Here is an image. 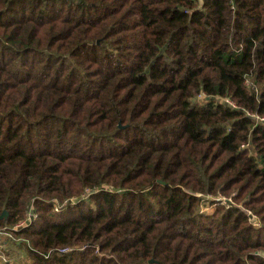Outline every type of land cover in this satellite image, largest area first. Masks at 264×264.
I'll return each mask as SVG.
<instances>
[{"label":"trees","instance_id":"1","mask_svg":"<svg viewBox=\"0 0 264 264\" xmlns=\"http://www.w3.org/2000/svg\"><path fill=\"white\" fill-rule=\"evenodd\" d=\"M262 119L264 0H0V230L33 210L29 264H264Z\"/></svg>","mask_w":264,"mask_h":264},{"label":"rangeland","instance_id":"2","mask_svg":"<svg viewBox=\"0 0 264 264\" xmlns=\"http://www.w3.org/2000/svg\"><path fill=\"white\" fill-rule=\"evenodd\" d=\"M87 193L83 196L86 197ZM79 198H73L71 201L75 202L78 201ZM60 204V203H59ZM211 209L208 208L206 209V212H209ZM33 211V210H32ZM33 217H34V212H32ZM28 218V216L25 217V220ZM11 228H5L3 230H0L1 233L4 235L1 236L0 242H5L6 246V251H5V256L11 260V264H29L30 263V258L27 255V252L25 250V245L23 244H18L12 238L8 237L6 234ZM6 233V234H5Z\"/></svg>","mask_w":264,"mask_h":264},{"label":"built area","instance_id":"3","mask_svg":"<svg viewBox=\"0 0 264 264\" xmlns=\"http://www.w3.org/2000/svg\"><path fill=\"white\" fill-rule=\"evenodd\" d=\"M246 85L249 86V87H251L252 89H255V86L252 85V84L250 83L249 80L246 81ZM201 97H203V95H202ZM226 103H228L229 105H231V106H233V107H236V106H235L231 101H229V100H226ZM262 121L264 122V119H262ZM55 206H56V211L61 210V206H60L59 204H56ZM32 212H33V211H32ZM32 212H31L30 215H28V218H27L26 220L22 221L20 224L16 225L14 228L9 229V231H18V230H20V229H22V228L28 226L33 220L36 219V216L33 217ZM5 234H6V233H5ZM2 235H4V234L0 232V239H1V236H2ZM6 235H7L8 237L12 238V240H14L13 237L11 236L10 232H8V234H6ZM14 241H15L16 243H18V244H22V243H27V244H28V242H24V241L21 240V239H17V240H14ZM5 251H6L5 242H0V260H1L2 262H8V261H9V259L5 256ZM68 251H69V249H62L60 252H61V253H66V252H68Z\"/></svg>","mask_w":264,"mask_h":264},{"label":"water","instance_id":"4","mask_svg":"<svg viewBox=\"0 0 264 264\" xmlns=\"http://www.w3.org/2000/svg\"><path fill=\"white\" fill-rule=\"evenodd\" d=\"M6 215H7L6 212H4L2 215H0V220H1V219H4Z\"/></svg>","mask_w":264,"mask_h":264}]
</instances>
